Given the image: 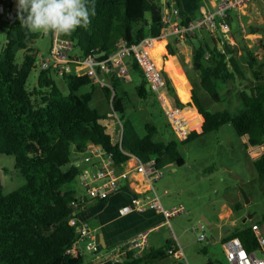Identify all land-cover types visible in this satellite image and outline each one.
Listing matches in <instances>:
<instances>
[{"label": "trees", "instance_id": "16d2710c", "mask_svg": "<svg viewBox=\"0 0 264 264\" xmlns=\"http://www.w3.org/2000/svg\"><path fill=\"white\" fill-rule=\"evenodd\" d=\"M12 14L0 53V155L14 157L25 183L6 193L0 180V264H93L78 250L68 252L78 238L76 226L69 222L74 213L78 218V209L84 204L76 182L83 174L82 168L75 163L81 161L88 145L100 146L114 166L136 158L143 163L154 161V167L162 170L182 166L181 146L224 125H231L240 137L248 135L252 146L264 144V64L250 49H240L252 76L249 85L237 91L242 109L234 116L227 110H208L197 87L207 94L208 100L219 102L220 84L246 78L236 50L225 42L219 47L214 39L204 40L205 34H209L206 31L187 37L191 68L197 74L193 82L178 49L162 38L166 24L161 0H95V15L90 17L89 25L78 28L69 40L79 59L100 55L101 60L115 53L121 42L133 46L150 38V47L152 41L161 43L159 68L164 90L190 124L183 140L172 130L157 92L151 88L134 54L127 60V82L135 84L142 102L158 109L169 134L165 140H154L159 129L151 123L144 124L143 136L138 134L132 120L137 108L131 103L129 92L117 87V81L127 82L115 72L113 78L107 76L110 87H101L112 112L108 118L115 122L113 129L107 117L92 106L93 89L98 85L88 75H63L61 81L67 90L64 93L53 68L42 70L38 55L29 46L37 34L22 26L17 12ZM191 19L186 17L180 25ZM16 49L24 51L20 64L16 62ZM150 51L153 54L151 48ZM36 68L37 87L29 90L28 79ZM83 86H90L91 91L78 94ZM253 166L263 182L264 151ZM240 209V203L233 206L234 211ZM257 224L264 228V218ZM251 225L242 224L222 242L238 238L246 251H257ZM172 243L168 239L163 247H149L141 258L129 257L119 264H184L168 254Z\"/></svg>", "mask_w": 264, "mask_h": 264}, {"label": "rangeland", "instance_id": "374dc122", "mask_svg": "<svg viewBox=\"0 0 264 264\" xmlns=\"http://www.w3.org/2000/svg\"><path fill=\"white\" fill-rule=\"evenodd\" d=\"M242 9V11L246 12V16L244 17L253 14L257 19L256 22H243L242 25H238L237 29L240 42L236 49L235 56L238 62L244 66L241 67V70L246 78H237L234 83L229 82L224 85L220 84L218 86L221 98L219 102L208 100L207 94H205L200 87L196 88L200 96L206 102L208 110L213 112L227 110L233 116L237 115L243 107L237 95V91L246 88L249 85V80L252 78L250 70L246 62H244L246 59L245 53L240 49H250L254 55H256L259 62L264 64L263 3L259 2V0H252L242 7ZM257 9L259 10V15L256 14ZM1 14L2 13H0V53L5 45L8 30V23ZM257 28H260V30H256ZM38 35V37L30 43V47L36 53L38 48L45 51L49 45L48 35ZM213 36L214 38L217 37L216 39L220 38L218 33H215ZM63 37L69 38L70 35ZM166 41L174 45L178 50H181L178 40V42H176L169 38ZM150 48L154 55L157 54V57L156 55L153 56L150 51L151 55L149 54L148 57L151 59V65L147 64L148 66L146 65V67L149 68L151 73L156 72L161 80L159 69L161 55L159 50L161 49V43L152 41ZM186 48L191 47L187 45ZM74 52L75 49L72 51V54ZM15 53L16 62L20 64L23 59L24 51L16 49ZM40 55L43 54H39L38 60H40ZM186 56L185 54L181 55L184 63ZM144 60L145 57H141L142 63ZM151 67H153L155 71H153ZM185 69L189 78L193 82L196 81L197 74L192 70L191 65L185 63ZM38 73V68L31 71L27 85L29 90L37 87ZM262 73L264 75V69ZM151 77L156 79L155 75H151ZM105 82L109 85L107 78ZM57 83L63 92L67 93L64 83L61 80ZM116 83L117 87L124 88L129 92V99L137 108L136 112L132 115V120L138 134L143 136L144 124L151 123L156 125L159 129L154 140L160 141L167 139L169 134H167L168 130L166 132L165 120L159 117L156 106L151 105L150 107L149 103H144L137 97L135 84L120 81ZM174 84L177 87L175 82ZM177 89L181 97V92L178 87ZM90 91V86H83L80 88L78 94ZM154 91L157 92V98L159 95L163 97L164 93L166 94L162 80L159 88H156ZM166 96L168 100L169 97L167 94ZM92 106L107 117V122H109L108 124H110L111 129H113L115 122L108 118V116H112V112L104 99L101 87L97 86L93 89ZM170 106L171 107L168 109L171 111L170 119L172 121V128H174L173 130L175 131L176 129L175 132L177 133H180L182 130L187 132L190 124L187 122L185 116L179 109L174 107L173 102H170ZM240 141L233 127L231 125H224L218 130L180 147V153L184 159V164L182 166L162 169L164 175L160 180L162 188L159 189L158 186L155 185V190L162 198L168 197L176 199V206L181 204L185 212L170 219L171 228L166 225L161 226L160 223L156 229L150 230L148 234V244L152 246L151 248L163 247L166 240H175L178 238L181 242H184L182 245L184 259L181 260L184 264H228L223 252L220 234L225 231L227 232L228 229L233 228L237 224H241L249 215H252L251 220L253 221L259 222L264 218L263 184L253 163L246 154L244 145L240 143ZM82 158L81 168L84 170L83 173L89 178L91 172L96 167V160L86 152L83 153ZM0 180L6 193L18 189L25 183L23 174L15 167V159L13 156L0 155ZM76 182L79 185L78 195L84 194L85 189L80 183V178H77ZM163 190L167 191V195H163ZM235 202L241 204L242 210L240 212L233 210V214L229 215L228 211L232 209ZM220 215H223L224 219H221ZM239 216L240 219L237 221L236 225H232V221ZM200 224L202 225L201 229H199ZM88 225L92 227L91 222H88ZM201 234L205 235L206 238L202 241H198V237ZM80 244L85 259L91 261L93 253L91 254L86 250L85 242H81ZM257 256L261 257V254L257 253Z\"/></svg>", "mask_w": 264, "mask_h": 264}, {"label": "built area", "instance_id": "2783aa9c", "mask_svg": "<svg viewBox=\"0 0 264 264\" xmlns=\"http://www.w3.org/2000/svg\"><path fill=\"white\" fill-rule=\"evenodd\" d=\"M4 1L5 0H0V12H4L5 10ZM250 1L252 0H217L213 9L206 10L200 17L183 26H181L179 22L170 24L171 16L178 15V10L175 8H168L167 11H163V22L166 24V28L162 38H165L168 34H174L180 41H185L187 37L195 34L200 35L202 31H207L212 35L215 33L226 35L230 30V13L244 7ZM12 16L13 14L11 13L9 15V19H11ZM169 25L170 29H168ZM150 41V38H146L138 45L133 46H128L124 42H121L115 53L102 60L100 59V55H88L85 58L79 59L78 57L71 58L69 55V53L73 50V43L70 40L63 38L62 36L50 34V46L48 52L44 56L40 55L38 64L42 70L53 68L56 76L60 78L67 73L73 72L71 65L76 64L78 67L86 68V72L84 74L88 75L93 83L97 84L99 87H110V85L105 82L109 70L115 72L118 77L124 79L125 81L130 80L127 60L132 57V54H134L145 72L151 88L156 90V88H159L161 85L162 76L160 80L156 72L151 73L149 68L146 67L147 64L151 65V59L148 57ZM141 57H145L143 63L141 61ZM107 63H109L110 69ZM151 68L155 71L153 67ZM75 74L78 75L77 73ZM151 75H155L156 79L152 78ZM85 152L98 158L106 156L108 160L111 161L110 157L103 152V149L100 146L88 145ZM134 159L136 160L135 168L149 178V180L157 181L164 176L162 170L154 167V161L143 163L136 158ZM101 162V167H98L96 170L91 172L89 178L85 174H82L79 177L80 183L85 189L86 197L92 200L107 199L111 194L120 189V180H127L128 178V173L126 171L121 170L120 172H117L114 168L109 167V164L104 160ZM262 184L264 189V180ZM74 206H77V204ZM133 209L138 211L150 209L161 214L164 222L160 225H166L169 228H171L170 219L185 212L183 206L181 205L169 209L164 208L155 190H152L151 197L149 199H145L141 196L132 199L131 203L122 208V212L128 213ZM73 216L74 217L70 219L69 223L71 226H76L78 238L68 252L73 253L75 250L80 251L79 244L81 242H85L86 250H88L91 254L93 253L92 257L94 258L90 261L93 264H105L108 262L112 264H119L124 262L125 259L129 257L139 259L149 249L148 234L150 230H146L138 232L128 241L111 248L100 250L98 245L95 243L93 232L88 230L86 227L79 225L78 218L75 217V213ZM157 226L153 229H156ZM251 229L255 236L258 250L253 252L246 251L238 238L222 242L223 252L228 264H264V228L255 223L251 225ZM205 238L206 236L201 234L198 237V241H202ZM172 241L173 243L171 248L168 250V254L175 260H183L184 255L177 240L175 239ZM80 252L82 253V251ZM257 253H260L261 257H258Z\"/></svg>", "mask_w": 264, "mask_h": 264}, {"label": "crops", "instance_id": "0c3cea01", "mask_svg": "<svg viewBox=\"0 0 264 264\" xmlns=\"http://www.w3.org/2000/svg\"><path fill=\"white\" fill-rule=\"evenodd\" d=\"M256 1V0H254ZM259 2L263 3L264 7V0H259ZM161 3L163 4V11H167L169 9H177L178 15H172L171 16V23H180L182 20H184L186 17H191V20H195L198 17L202 15L203 12L206 10H211L215 7L217 0H161ZM4 7L5 10L2 13V17L4 18L7 23L10 21L9 15L11 13L17 12V4L16 0H5L4 1ZM252 9V8H251ZM243 9L240 8L238 10H234L230 13V19H229V25L230 30L229 33L226 35L220 34V38L216 39L212 34H205L204 40L208 41L210 39H214L216 44H218L219 47H222V43H227L231 49H237L239 45V39L237 35V29L238 25H242L243 22H256L257 19L255 18V15L251 14L246 16V12L242 11ZM18 14V12H17ZM256 14L259 15V10L257 9ZM243 19V20H242ZM264 22V21H263ZM168 29H170V25L168 26ZM256 30H260V28H257ZM207 32V31H206ZM236 32V33H235ZM38 35V34H37ZM258 35V32H257ZM39 36V35H38ZM49 36V45L47 50L43 51L38 48L37 55L43 54L45 55L46 52L49 49L50 46V34ZM63 37V36H62ZM65 38V37H63ZM171 38L173 41H177L178 37L174 34H168L164 40H168ZM68 39L69 38H65ZM158 42V41H157ZM179 46L181 47V50H178V54L181 55L185 54L187 55L185 58V63L191 65V48H186L188 43L186 41H180L178 42ZM30 46V45H29ZM189 49V51H188ZM74 50V49H73ZM72 50V51H73ZM72 51L69 53L71 58L78 57L77 52L75 51L72 54ZM187 52V53H186ZM241 52V51H240ZM149 54L150 48H149ZM240 64V63H239ZM76 65V64H75ZM74 64L71 65L73 68V72L77 73L78 75H82L86 72V68L84 67H77ZM241 67H244L242 64H240ZM160 69V68H159ZM130 77V76H129ZM59 81L62 80L60 77H56ZM128 81V80H127ZM126 81V82H127ZM167 94V93H166ZM164 93V96L160 97L158 96L157 100L165 113V116L170 123V126L172 128V121L170 119V113L171 111L168 109L170 106V102H172L171 98L167 100V96ZM182 117V114H181ZM169 118V119H168ZM185 124V122H184ZM174 128H172L173 130ZM174 131V130H173ZM176 131V129H175ZM175 135L178 137V139L183 140L186 137V134L189 132V129H187V132L181 131L180 133L175 132ZM240 138V143L244 145L246 154L249 158V160L253 163L257 161L264 151V144L263 145H257L252 146L249 143V137L248 135L244 136H238ZM93 157V156H92ZM94 159L96 160V167L94 170H96L98 167H101L102 160L107 162L109 164V167L114 168L117 172H120L121 170H124L128 173L127 180H120V189L111 194L106 201L104 202H96L92 199H89L86 197V193L80 194L78 196L83 197L84 204L82 202L81 207L78 209V223L79 225H82L86 227L88 230L93 232L94 237L98 235V239L100 242V247L102 250L106 248L114 247L120 243H123L125 241H128L130 238H132L134 235H136L138 232L151 230L155 226L159 225L160 223L164 222L163 216L153 210L146 209L144 211H138L136 209H133L131 212L123 213L122 208L129 203H131L132 199L136 197H143L145 199H149L151 197L152 190H155V185L158 186L159 189L162 188V184L160 183V180L157 181H151L149 178H147L144 174H142L140 171H138L135 168L136 160L134 158H131L126 163L114 166L111 161L108 160L106 156L103 158H98L94 156ZM83 161V158L81 156V161L77 162L79 163ZM93 170V171H94ZM92 171V172H93ZM84 170H82V173ZM84 174V173H83ZM156 192V190H155ZM157 193V192H156ZM163 195H167V191L163 190ZM159 196V195H158ZM160 202L162 206L166 209L175 207L177 205L176 199L168 198V197H160ZM239 202H235L237 204ZM181 204H178V206ZM233 206L230 211H228V214H233ZM242 208L238 211L240 212ZM228 217V216H227ZM221 219H224L223 215H220ZM240 219V216L237 217L232 221V225H236L237 221ZM246 221L242 222L241 224H237L231 229H228V231L220 234L221 242L222 240L229 235L234 229L240 228L242 224H246L247 226L251 224H255L258 221H253L250 219L245 218ZM88 222L92 223V227L88 225ZM202 228V225H199V229ZM150 233V232H149ZM179 246L181 249H183L184 242H181L180 239L176 238ZM81 247V244H80ZM149 247H152L151 245ZM81 251V248H79ZM183 251V250H182ZM92 258V256H91ZM94 258V257H93ZM90 261V260H89Z\"/></svg>", "mask_w": 264, "mask_h": 264}, {"label": "clouds", "instance_id": "9594fccd", "mask_svg": "<svg viewBox=\"0 0 264 264\" xmlns=\"http://www.w3.org/2000/svg\"><path fill=\"white\" fill-rule=\"evenodd\" d=\"M18 18L30 33L68 36L87 27L95 0H16Z\"/></svg>", "mask_w": 264, "mask_h": 264}, {"label": "water", "instance_id": "95a60500", "mask_svg": "<svg viewBox=\"0 0 264 264\" xmlns=\"http://www.w3.org/2000/svg\"><path fill=\"white\" fill-rule=\"evenodd\" d=\"M107 65H108V67H109V69H110V65H109V63H107ZM107 76L113 78V72H112L111 70H109ZM75 164L78 165L77 162H76ZM251 217H252V215H249V216L247 217V219H250ZM245 221H246V219L243 220V222H245ZM76 231H77V230H76ZM95 243L98 245V248L101 250L102 248L100 247V242H99V239H98V235L95 236Z\"/></svg>", "mask_w": 264, "mask_h": 264}]
</instances>
